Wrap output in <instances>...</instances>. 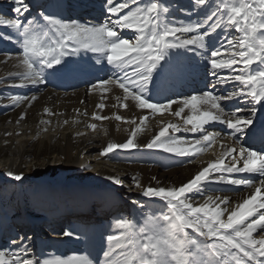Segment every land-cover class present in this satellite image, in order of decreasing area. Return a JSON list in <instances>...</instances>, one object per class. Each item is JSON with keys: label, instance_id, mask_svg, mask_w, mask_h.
I'll list each match as a JSON object with an SVG mask.
<instances>
[{"label": "snow or ice", "instance_id": "6c2138e0", "mask_svg": "<svg viewBox=\"0 0 264 264\" xmlns=\"http://www.w3.org/2000/svg\"><path fill=\"white\" fill-rule=\"evenodd\" d=\"M195 3L204 5L206 0H195ZM130 5L135 7L132 8ZM105 9L109 13V19L99 25L81 24L76 20L68 23L54 15L42 13L45 28L40 29L33 20L24 22L21 19L28 11L25 0H13L12 10L16 13V17L5 19L0 16V25H7L17 34L15 39L3 34H0V38L13 40L23 49V56L19 62L26 71L14 74L20 78L21 84L13 86L44 84L46 79L43 70L62 63L65 56L77 55L82 50L103 53L116 71L107 79H101L99 84H92V90L104 86L118 87L123 90L124 95L117 97V100L135 102L134 105H122L130 110L139 107L158 113L171 110L172 105L176 104L182 105L178 111H175V115L180 117L184 108L188 107L192 110V114L186 117L184 123L191 127L184 128V131L200 133V136L192 141H181L174 136L166 135L168 128H162L151 141L140 144L134 142L132 138L137 132V129H133L131 137L126 142L107 143L99 153L101 157L112 159L117 152L131 154L134 150H162L164 153L188 157L191 160L197 150L210 147L221 135L219 132L206 131L205 125L210 122L226 124L227 128L232 130L233 143L239 147H224L220 158L203 167L193 178L179 187L159 186V181L153 176L151 179L156 181L157 186L142 188L136 177H133L135 186L142 188L144 197L160 198L166 201L168 213L162 216L147 215L144 225L139 229L133 222L118 218L115 221V227L122 230L121 235L119 237L114 234L107 235L109 247L104 251V258L99 264H152L154 252L161 240H169L173 245H178L179 250L188 257L187 264H264V211H262L264 210V151L245 147L238 138L252 125L255 108H252L250 114L245 116L244 108L237 107L235 110L226 111V107H221L219 103L251 97L247 103L264 104V0H235L231 6L225 5L223 10L219 6L215 7L201 21L181 22L179 26L174 19L167 18L169 8L161 4L160 0H149L143 7H141V0H120V2L105 0ZM124 9L128 11L119 15ZM112 16H115V19H111ZM205 26H207L206 31L202 33L198 31ZM221 27H235L244 35L235 41L227 40V45L221 44L222 48L230 52L227 60L218 59L220 56L218 48L211 50V57H205L210 66L209 76L214 78L210 81L211 87L214 89L216 86L232 81L244 87L239 91L235 89L229 91L225 95L203 91L202 96L191 95L182 101L168 99L166 103L151 102L147 98L148 88L155 69L167 55V51L172 48H188L198 53L202 52L201 50L207 52L206 38H210ZM118 28L130 29L138 33L135 44L130 45L129 40L118 35L116 31ZM38 31L43 37L49 38L53 46L45 48L37 34ZM177 33L196 34L191 38L181 39ZM36 56L44 57V59L42 62L33 59ZM97 63H100L99 57ZM36 64L40 66L34 67ZM253 64L257 65L255 69L252 68ZM239 65L243 67H234ZM225 68L238 74L221 76L218 70ZM257 84L259 87L256 86ZM107 90L109 89L105 88V91ZM0 99L3 98L0 97ZM35 100H37L35 95L30 98L10 97L11 106ZM198 104L204 106L203 110L198 107ZM96 107L102 110L105 105L100 103ZM48 111L45 109V112ZM147 118V116H141L142 121ZM95 119H108V117L95 115ZM115 119L121 120L122 117L116 116ZM129 122L135 123V120ZM169 127L174 132L181 130L175 124ZM261 142L264 143V132H261ZM181 143L194 147L192 150L177 147ZM226 158H230L227 164ZM241 162L242 166H238ZM242 172L258 173L261 179L257 183L254 180L230 178L226 175ZM216 173L219 175H214ZM8 175L15 181L22 180L19 174L10 172ZM108 179L116 185L124 183L117 176H109ZM209 183L242 185L246 190L251 191L246 197H241L240 202L233 208L229 197H214L206 194L204 189ZM186 193H192L193 198L196 195L201 198L206 196L204 204L194 207L188 202ZM139 203L133 201V204ZM213 204L215 209L209 207ZM146 206L141 205V208ZM225 213H227L226 220L222 218ZM188 228H192L204 239L200 240L192 236L187 232ZM86 232V226L73 228L64 230L63 236L79 239L80 235ZM253 233H257L259 238L254 237ZM12 243L19 246L18 251L0 250V264H9L4 259L6 254L11 257L10 264H50L48 260L28 258L31 248L24 242V237ZM117 248L127 249V251L116 253ZM172 250L175 249H170ZM57 264H65V262L57 260ZM80 264H93V262L85 256L81 258ZM158 264H175V261L164 256L159 259Z\"/></svg>", "mask_w": 264, "mask_h": 264}, {"label": "bare ground", "instance_id": "6f19581e", "mask_svg": "<svg viewBox=\"0 0 264 264\" xmlns=\"http://www.w3.org/2000/svg\"><path fill=\"white\" fill-rule=\"evenodd\" d=\"M3 1L6 5L12 2V0ZM117 2H120V0H117ZM160 3L169 8V12L166 14L167 18L170 20L174 19L177 26H179L181 22L195 23L201 21L215 7L219 6L223 10L226 5L223 0H206L204 5H196L195 0H160ZM60 6V10L55 11L54 15L68 23L72 20H76L81 24L99 25L109 19V13L105 9V0H65V3H60ZM130 7H132V5H130ZM86 9H89V12L85 13ZM127 11L128 9H124L119 15H123ZM0 16H3L5 19L15 18L5 16L4 14H0ZM111 19H115V16H112ZM224 19L225 21L227 20L226 16ZM212 22L209 23L211 24ZM4 29L11 32L14 31V29H11L7 25H0V33ZM126 30L128 29H122V33L125 35H127ZM206 30L207 26L198 31L202 33ZM236 31L235 27L232 31H227L224 27L218 29L210 38H206L208 47L207 52L201 50L202 52L198 53L188 48H172L171 51L174 52L169 53L168 57H170L171 60L167 61V65H164V60H161L158 65L160 68L161 66L167 67V84L158 90L159 86L157 83H160L159 80L162 76V72H160L157 67L153 77V91H160V93L156 95V93L153 92V95H147V98L151 102L166 103L168 99L182 101L191 95L199 97L202 96L203 91H213L215 95L227 94V91L222 85L216 86L214 89L211 87L210 81L214 78L209 76L210 66L205 57H211L212 49H222L221 44L226 43L228 40L227 38L232 36V33L236 34ZM195 34L196 33H177L181 39L191 38ZM238 35L240 38L244 34L238 31ZM8 36H12L13 39L16 38L14 32H8ZM22 56L23 55L19 54L13 56L9 59V62L10 64L14 63L24 72L26 69L19 62ZM223 56L224 55L220 53L218 59H223ZM98 57L100 58V63H97ZM238 67H243V65H239ZM256 67V64L252 65L253 69ZM56 69V84L46 85L48 88L40 84L42 87L41 90L43 91L40 95L42 101L41 105L33 110L35 113L32 120L33 122L29 124L27 120L25 121L22 119L5 128L4 133L10 135L12 133L15 135L24 134L30 137L14 141L15 144L12 148V153L6 158H0V180L8 177L11 178L12 176L8 175L10 172L13 174L20 173L22 168L21 161L26 152L27 142L36 137L51 143L58 141L59 150H61V152L57 153L56 162L58 161L62 165L57 176H51V170L48 167L46 174L43 178H40L43 182L40 186L36 187V191L41 190L43 185L49 190V186L52 184L51 182L59 183L60 186L63 187L64 185L62 184H65L67 181L65 176L69 172H74L76 174L83 173L91 183L105 184L111 189H116L121 194H131L133 192L142 194V188L149 186L156 187V181L151 179L153 176L159 181V186H167L169 188L179 187L181 184L193 178L203 167H206L209 163L220 158L221 153L224 151V147H239V145L233 143V138L231 137L232 130L228 129L226 124L210 122L205 125L206 131L212 133L219 132L221 135L216 138L215 142L210 147L197 150L194 158L191 160H189L188 157H181L168 153L171 159L179 162L177 167L172 170L166 169V171L150 165L130 163L129 159L122 155L121 152H117L112 159L101 157L99 153L107 143L126 142V140L131 137L133 129H137V132L136 136L132 138L134 142L140 144L151 141L158 135L162 128H168L166 135L174 136L181 141H192L199 138L200 133L184 131V128L191 127V125H186L184 121L188 115L192 114V110L185 107L180 117L175 115V111H178L179 107L182 105L176 104L172 105L171 110H163L158 113H153L151 110L147 109H140L139 107H134L130 110L122 105H134L135 102L131 100H117V97H123L124 95L123 90L118 87L104 86L92 90V84H99L101 79H107L116 71L114 66L108 63L107 57L103 53H93L82 50L77 55L63 57L62 63H60ZM176 69H181V71L176 72ZM218 71L221 76H234L238 74V72H233L227 68ZM175 76L180 78L178 82L174 80ZM234 82L235 81H232L231 83ZM19 83L21 84V80ZM235 83L237 84L236 91L244 87L239 85L238 82ZM33 86L32 84H27L29 88ZM256 86L259 87V84ZM105 88L109 90L105 91ZM33 95L38 97L37 92H30L26 97L30 98ZM249 100H251V97L233 101H220L219 103L221 107H226V111L235 110L237 107L244 108L246 110L244 112L245 116L250 114L252 108H255V113L252 115V125L245 130L244 134L239 135L238 138L243 146L251 147L253 150L257 151H264V143L261 142V132H264V104H249L247 103ZM27 102L30 105L33 101ZM100 103L105 105L102 110L96 107ZM198 107L203 110L204 106L198 104ZM45 109L49 111L45 112ZM95 115L106 116L108 119L98 120L95 119ZM116 116H121L122 119L116 120ZM141 116H147L148 118L142 121ZM131 120H135V123H130L129 121ZM173 124L177 125L181 130L179 132L172 131L169 126ZM92 125L96 127L93 128L91 127ZM177 147H184L192 150L194 146L181 143L178 144ZM229 160L230 158H226L225 163H229ZM85 165L88 167L85 168ZM238 166H242V162ZM214 175L218 176L219 173ZM226 175H229L230 178L254 180L257 183H259L260 179L258 173L242 172ZM109 176H117L125 180L127 186L114 184L108 179ZM133 177H136L142 185V188H137L135 186V182L132 179ZM71 185L72 191L82 195V184L78 180H73ZM204 190L207 195H213L214 197H229L233 208L240 202L241 197H246L251 191L246 190L242 185L237 186L225 183H209L205 186ZM185 195L188 196V202L192 203L194 207L203 205L206 199V196L201 198L198 195L193 198L192 193H186ZM118 199H122L120 194L114 195L113 198L99 201L96 207L98 210L101 209V211L92 219V221L95 220V222L92 223L89 221L91 216H89L88 219H83L81 216L77 215L79 213L74 210L76 204L71 206L63 204L61 209H57V212L46 221L44 226L48 227L49 223H54L51 227H55L57 232L54 231L56 235L51 239L52 244L46 248L45 254H34V260L43 261L47 259L51 264H57V260L63 261L65 264H80L81 258L87 256L88 259L92 260L93 264H99L104 258V251L108 250L109 247V243L105 237L115 233L112 224L107 222L104 216L109 212H114L118 206H122L123 209L126 208L124 201L120 204L116 203ZM104 201L106 202L105 205L103 203ZM114 201L116 204H114ZM209 207L215 209L214 204L209 205ZM221 207L224 206L221 205ZM93 210H95V208ZM93 210L89 208L86 211V217L89 212H95ZM64 216L68 217L70 226L61 224V219L63 220ZM222 218L226 220L227 213H225ZM8 226L9 229L12 228V225ZM85 226L87 227V232L80 235L79 239L63 236L64 230ZM21 230L22 228H18L17 231ZM193 231L192 228L187 229V232L190 234H192ZM5 235V230L0 228V250H6V252H8L11 250L5 246L6 241L3 239L6 237ZM253 236L259 238L257 233H253ZM4 259L10 264L11 257L6 254Z\"/></svg>", "mask_w": 264, "mask_h": 264}, {"label": "rangeland", "instance_id": "374dc122", "mask_svg": "<svg viewBox=\"0 0 264 264\" xmlns=\"http://www.w3.org/2000/svg\"><path fill=\"white\" fill-rule=\"evenodd\" d=\"M223 1L228 6H231L235 2V0ZM25 2L28 5V11L24 13L21 19L24 22H27V20L31 19L35 22V24L39 25L40 29H44L45 22L41 14L43 13L44 15H54L55 11L60 10V3H65V0H25ZM148 2L149 0H141V7H143L144 4ZM134 7L135 5H132V8ZM12 9L13 0L11 4L8 5H6L3 0H0L1 15L4 14L5 16L16 17V13H14ZM87 12H89V9L85 10V13ZM226 30L232 31L234 30V27L226 28ZM116 31L117 34L122 36L123 39L129 40L130 45L135 44V38L138 33H136L134 30H126L127 35L122 33V29L118 28L116 29ZM8 32H14V35L16 34L15 30L11 32L7 29H4L0 34L8 36ZM236 32V34L232 33V36L228 37L227 39H231L233 41L238 39V30ZM37 34L40 38V41L44 44L45 48L53 46L52 41L49 38L43 37L42 34L39 33V31ZM0 39L11 42L9 44H2L0 42V97L3 98L0 99V158H6L12 153L11 151L15 144L14 141L22 138L27 139L30 136L24 134L15 135L14 133L10 135L4 133L5 128L12 123L22 120V115L25 121L27 120L29 124L32 123L33 117L35 116L33 110L41 105L42 98L40 97V95L43 93V91L41 90V85H34L35 87L33 86L31 88L27 86H13L20 84V78L18 76H15L14 74L22 73V70H20L19 67L14 63L10 64L9 59H11L13 56H17L18 54L23 55V49L18 43L14 44L13 40L4 38ZM224 45H227V42L224 43ZM171 52V49H169L167 51V55L162 59V61L164 60L165 62L164 65H167V61L171 60V58L168 57L169 53ZM220 53L224 55L223 60H227L230 55V52L225 48L220 49ZM129 55H131V53H129ZM33 59L42 62L44 57L36 56ZM58 65L59 64L54 65L53 68H45L43 70L44 78L46 79L43 86L56 84L55 82H57V76L55 75V73L57 72L58 68L56 69V67ZM39 66L40 64L34 65V67ZM158 68L160 72H162V76L159 80L160 83H157V85L159 86L158 90H160L162 86H165L167 84V67L161 66V68ZM179 71H181V69H176V72ZM154 75L155 72L153 73L152 80L148 88V95L150 96L153 95L154 92ZM179 79L180 78L178 76L174 77V80L176 82H178ZM47 86L46 88H48ZM236 86L237 84L235 82H230L228 84L222 85V87H224L227 92L234 89L236 90ZM30 92H37V100L33 101L30 105L27 101H24L18 106H11V96H27ZM154 93H156L157 95L160 93V91ZM59 149L60 147L58 141L55 143H51L47 140H41L39 137L30 139L27 142V147L25 149L26 152L21 161L22 168L19 175L22 176V180L15 181L12 177L3 178L2 180H0V228H3L6 233V237L3 238L6 241V248L10 249L12 252L18 251L19 247L18 245L13 244L12 241L24 237V242L28 243L31 248V253L28 258L34 259V254L36 255L38 253L41 255L45 254L46 248H48V246L52 244L51 239L55 237L56 234H54L53 237H50L51 235H47L48 230L46 228H50L54 223L51 222L48 224V227L43 228L40 222L47 220V217L50 218L55 212H57V209H61L63 204L66 206L76 204L74 210L78 211L77 213L79 214L77 215L81 216V218L83 219H88L89 216H91L89 218V221H91L92 223L95 222V220L92 221V219H94L99 211H101V209L98 210V208L96 207L98 206V198L106 196L109 199L113 198L114 195L120 194V197H122V199H120L121 201L119 199L118 201L116 200V203L120 204L124 201L126 202L128 207H132V210L129 211L128 209H126L128 208L126 206L125 209H123L122 206H118L114 212L111 210L112 212H109L104 216L105 220L112 224L113 230L115 231V233L113 234L117 237L121 235L122 231L115 227V221L118 218H124L133 222L136 225L137 229H139L144 225L145 217L147 215L162 216L168 213V209H166V201H163L160 198H144L142 194H137L136 192H133L131 194H121L116 189H111L105 184L101 185L100 183H91L83 173L76 174L74 172H69L65 176V179L67 180L66 183L62 184L64 185V189L60 186L59 183L51 182L52 184L51 186H49V190L46 189L43 185L45 191L42 194L37 195L43 188H41V190L39 191H36L35 189L37 186H40L42 184L43 181L40 180V178H43V176L46 174L48 167L51 170V176H57L60 172V168L62 167V165L60 162H56L57 153L61 152V150ZM122 155L127 157L130 163L150 165L161 170H172L177 167V164H179L178 161H174V159H171L169 157V154L164 153L162 150H134L131 152V154L122 153ZM259 178L261 179L260 176ZM73 180H78L82 184V195H79L75 191H72L71 182ZM123 181L124 183L121 184V186H127V182H125V180ZM134 200L140 203L133 204ZM116 203L114 201V204ZM141 205L147 206L141 208ZM89 207L90 209L95 208V210H93L95 212H89L88 216L86 217V211L89 209ZM51 208L55 209L53 214L49 213L53 211L51 210ZM32 220H35L37 224H32ZM68 220V217L64 216L63 220L61 219V224L70 226ZM8 225H12V228L9 229ZM18 228H22V230L17 231ZM55 230V227H51L50 234ZM191 235L200 240L204 239V237H200L198 233L194 231ZM124 243L126 244V241H124ZM121 251H127V249H116V253H119Z\"/></svg>", "mask_w": 264, "mask_h": 264}, {"label": "clouds", "instance_id": "9594fccd", "mask_svg": "<svg viewBox=\"0 0 264 264\" xmlns=\"http://www.w3.org/2000/svg\"><path fill=\"white\" fill-rule=\"evenodd\" d=\"M170 249H175L170 251ZM164 256L170 257L175 264H187V255L179 250L178 245H173L169 240H161L159 246L156 248L154 252V259L152 264H158L159 259Z\"/></svg>", "mask_w": 264, "mask_h": 264}]
</instances>
